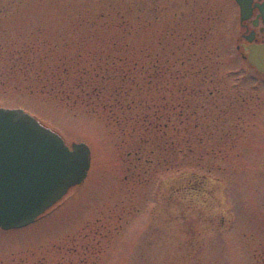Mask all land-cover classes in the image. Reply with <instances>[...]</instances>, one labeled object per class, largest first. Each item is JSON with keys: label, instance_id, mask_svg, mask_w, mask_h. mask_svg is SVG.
<instances>
[{"label": "rangeland", "instance_id": "1", "mask_svg": "<svg viewBox=\"0 0 264 264\" xmlns=\"http://www.w3.org/2000/svg\"><path fill=\"white\" fill-rule=\"evenodd\" d=\"M221 24V0H0V106L91 158L33 222L0 228V264H264V167L221 131L238 78Z\"/></svg>", "mask_w": 264, "mask_h": 264}, {"label": "water", "instance_id": "2", "mask_svg": "<svg viewBox=\"0 0 264 264\" xmlns=\"http://www.w3.org/2000/svg\"><path fill=\"white\" fill-rule=\"evenodd\" d=\"M90 159L86 143L67 145L22 108L0 107V228L33 222L85 179Z\"/></svg>", "mask_w": 264, "mask_h": 264}, {"label": "flooded vegetation", "instance_id": "3", "mask_svg": "<svg viewBox=\"0 0 264 264\" xmlns=\"http://www.w3.org/2000/svg\"><path fill=\"white\" fill-rule=\"evenodd\" d=\"M221 23L222 32L233 42L234 54L227 60L236 65L238 75L228 85L234 94L229 98L221 93V131L244 140L237 147L241 160L264 167V0H221ZM237 191L239 203L247 194L253 198L249 183ZM258 224L254 235L264 236V223ZM256 260L264 262V255Z\"/></svg>", "mask_w": 264, "mask_h": 264}]
</instances>
